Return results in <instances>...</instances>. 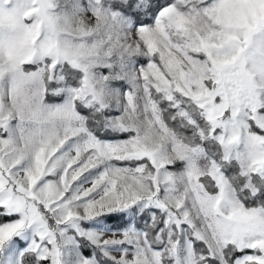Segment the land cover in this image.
<instances>
[{
	"label": "snow or ice",
	"instance_id": "snow-or-ice-1",
	"mask_svg": "<svg viewBox=\"0 0 264 264\" xmlns=\"http://www.w3.org/2000/svg\"><path fill=\"white\" fill-rule=\"evenodd\" d=\"M0 264H264V0H0Z\"/></svg>",
	"mask_w": 264,
	"mask_h": 264
}]
</instances>
